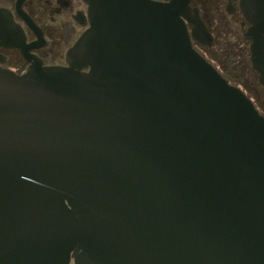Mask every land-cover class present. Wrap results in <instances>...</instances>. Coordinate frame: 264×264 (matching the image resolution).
<instances>
[{"label":"water","instance_id":"water-1","mask_svg":"<svg viewBox=\"0 0 264 264\" xmlns=\"http://www.w3.org/2000/svg\"><path fill=\"white\" fill-rule=\"evenodd\" d=\"M85 1L66 66L0 68V264H264V116L198 12ZM240 9L264 86V0Z\"/></svg>","mask_w":264,"mask_h":264},{"label":"flooded vegetation","instance_id":"flooded-vegetation-1","mask_svg":"<svg viewBox=\"0 0 264 264\" xmlns=\"http://www.w3.org/2000/svg\"><path fill=\"white\" fill-rule=\"evenodd\" d=\"M150 1L171 2V0ZM183 1L190 2L191 14L194 15L195 11L198 12L212 36L213 43L211 46H204L192 41L193 47L210 63L212 61L206 56H212L209 54L213 53L217 32L223 29V26L239 27L245 46L240 49V52L247 57V67L252 78L249 88L246 91L243 88L241 90L253 102L259 113L264 116V86L260 84L258 72L252 68L250 60L251 41L244 39V33H248L252 25L246 21L241 12L240 2L242 0ZM84 2L86 1L0 0V25L11 23L19 29L17 31L11 28L7 30L8 27H6L5 31L2 32V37H0V68L15 73H24L32 65L31 59L39 60L43 66H66L67 51L88 27V6ZM222 19L225 20L224 25L221 23ZM27 20L34 24L35 29L27 24ZM188 29L191 31L192 26L188 25ZM13 38L14 41H12ZM208 42L205 41L206 44ZM211 64L213 65V63ZM218 71L226 80L231 79L228 70L225 72L223 70Z\"/></svg>","mask_w":264,"mask_h":264},{"label":"rangeland","instance_id":"rangeland-1","mask_svg":"<svg viewBox=\"0 0 264 264\" xmlns=\"http://www.w3.org/2000/svg\"><path fill=\"white\" fill-rule=\"evenodd\" d=\"M221 23L224 25L225 20L222 19ZM243 41L238 26H223V29L217 32L213 53L209 54L212 56L206 57L218 70L229 69L236 80L245 84L242 88L246 91L247 86L251 85L252 78L247 67V57L240 52V49L245 47Z\"/></svg>","mask_w":264,"mask_h":264},{"label":"trees","instance_id":"trees-1","mask_svg":"<svg viewBox=\"0 0 264 264\" xmlns=\"http://www.w3.org/2000/svg\"><path fill=\"white\" fill-rule=\"evenodd\" d=\"M225 70H226V68H225ZM225 70H224V72H225ZM228 74L230 75V80H229V82L230 83H232L233 85H236V86H238V87H240L241 89H242V86L244 87L245 86V84L241 81L240 82V80H236V78H235V76H233L231 73H230V70L228 69ZM223 76V75H222ZM225 78V77H224ZM249 88V85L247 86V88L246 89H248Z\"/></svg>","mask_w":264,"mask_h":264}]
</instances>
